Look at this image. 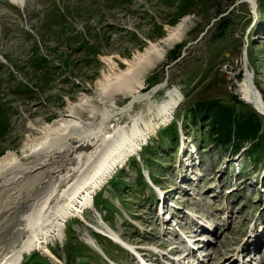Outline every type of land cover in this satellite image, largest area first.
Masks as SVG:
<instances>
[{
  "label": "rangeland",
  "instance_id": "374dc122",
  "mask_svg": "<svg viewBox=\"0 0 264 264\" xmlns=\"http://www.w3.org/2000/svg\"><path fill=\"white\" fill-rule=\"evenodd\" d=\"M9 1L0 0V156L16 152L19 165L35 159L34 154L20 153L27 136L44 134L57 115L67 113L68 106L80 97L85 95V100L91 101L99 96L96 82L107 68L103 57H112L124 67L121 59L131 58L137 50L143 51L148 41L163 37L166 26H174L185 16L190 18L182 42L167 51L164 60L147 75L142 88L144 92L162 83L165 68L169 67L165 86L152 93V98L160 100L165 87L179 90L181 98L171 120L153 132L148 131V139L115 168L110 176L114 175L113 178L95 193V198L92 196V203L96 200L98 205L87 206L80 216L66 217L61 236L46 235L42 249L46 246L52 252L38 248L39 252H24L22 247L34 237L45 240L41 229L62 204L68 185L58 183L59 187L55 185L50 191L42 222L34 225L36 228L28 221L36 205L27 211L31 216L16 222L25 202L18 204L12 213L7 199L1 196L0 264L17 253L20 259L14 264H135L131 259L134 257L116 242L129 248H132L129 243H140L144 249L157 252L153 245L164 242L165 237L161 234L163 226L157 223L155 204L160 200L158 194L165 201L161 193L169 192L170 187L173 189L167 194L168 205L164 210H169L168 214L175 211L178 217L172 220L181 223L178 229L195 246L202 245L198 247L200 252L206 251L205 242L212 239L209 250H215L214 256L218 257L215 262L229 257L231 254L226 253L230 248L242 247L247 239L257 241L256 247L264 241V231L259 232L258 227L264 226V192L260 200L259 192L255 194L258 183L264 186V112L257 107L247 87L249 80L264 104V0H24L26 9ZM187 43L190 45L184 49ZM238 86L244 92L242 97ZM115 102L119 106L125 99L117 96ZM200 104L207 107L205 116L199 113ZM143 108L136 104L134 113ZM236 117L237 121L246 118L250 123V127L248 123L240 124L242 136L235 126ZM125 120L120 119V124H125ZM168 125L174 126L176 139L164 129ZM251 126L257 131L252 139ZM112 127L107 130L112 132ZM221 128L231 137L222 143L215 142V132ZM115 134L113 131L112 135ZM252 144L260 147V157ZM191 146L192 153L196 150L197 153L187 161L179 160L180 152L189 151ZM229 152L234 155L229 157ZM250 153L254 158L249 159ZM54 159L31 161L40 163L33 166L35 169L28 176H37V172L44 171L40 170L43 166L52 167ZM227 160H233L235 174L239 167L246 178L239 175L235 181L234 176H229L232 173L221 174L227 170L222 169ZM199 161V173L205 176L201 178L198 173L200 180L193 176L191 184L186 182L187 192L174 190L183 173ZM17 176L0 194L22 184L24 176L21 172ZM41 180L40 177L30 187L26 201L37 192ZM222 215L225 231L216 234L195 231V220L206 222L208 226L204 227L208 228L210 224L215 226ZM18 223L23 225V232L16 231ZM96 228L112 229L116 234L114 242L98 235ZM179 241L175 237L168 244L182 247ZM259 249L264 254V247ZM145 253L156 264L169 263L168 257L158 258L157 253L149 257V251ZM260 264H264V259Z\"/></svg>",
  "mask_w": 264,
  "mask_h": 264
},
{
  "label": "bare ground",
  "instance_id": "6f19581e",
  "mask_svg": "<svg viewBox=\"0 0 264 264\" xmlns=\"http://www.w3.org/2000/svg\"><path fill=\"white\" fill-rule=\"evenodd\" d=\"M9 3L11 5H15L17 3L19 7H23L24 9L27 7L24 0H10ZM189 18V16H185L174 26H166V33L163 37L154 42L148 41L144 50H137L131 58L121 59L124 67L118 65L112 57H103L102 59L105 61V66H107V68L101 72V77L96 82V86L98 88L97 95L99 96L95 100L91 101L85 100V95L80 97L76 102H74V105L68 106L67 113L57 115L56 120L53 121L51 127L47 128L49 130H46L44 134L34 138L27 136L25 143L21 147L20 153L23 156H30L34 154L35 159L31 161H43L48 159L50 162L55 158L52 162V167L48 168V166H46V168L43 166L41 169L38 167L40 170L44 171L37 172V176L33 177L31 175L29 177L28 175L30 171L35 169L33 166L39 164L40 162L30 163V161L27 165H19L17 153L8 150V152H5L0 156V179L5 177V179L0 182V191L10 184L12 185L15 179H17V174H19V172H21L24 176V180L18 188L13 190L15 186L13 185L8 188L7 191L0 194V197L2 196L7 199V203L10 207H12V213L18 204L25 202V207L22 210L19 209V217L17 216L19 220H15L16 222L31 216V213L27 212L28 209L32 206H37L33 216L30 217L28 221L34 228H36L35 226H39L36 224L41 221V215L46 206L47 199L50 196V191L54 190L55 185L57 187H59V184H63L65 186L66 184L68 185V189L66 190L67 192L65 191V196L63 197L65 199L62 201V204L57 207L56 212L52 214L54 216L50 219L51 221L48 220V224H43L44 226L41 229L43 232H41V234L45 235V240L40 241L38 240L39 237L38 239L35 237L28 239L22 247V251H38L36 250V248H38L46 253L48 251V247L45 246V248L42 249L43 244H46L47 242L46 235L48 237L61 236L63 233L62 221H64L66 217L74 215L80 216L82 211L87 206H93L92 196L95 197V193L100 190L110 178H113L114 175L110 177L113 171L115 172L117 167H120L123 162L128 159V156L137 151L139 146H141L142 143L148 139L150 136L148 131L153 132L160 125H165L171 120V116L174 113L173 111L181 98V93L178 92L179 90H177L176 87H165L163 97L160 100H157L152 98V93L155 91L157 93V90L159 89L156 90L153 87L147 91L144 90L143 92L142 88L147 75L158 63L164 60L167 51L173 48L176 44L182 42L188 29ZM247 83L251 98L254 100L257 107L264 112V104L261 102L252 83H250L249 80H247ZM117 96H121L125 99V102H123L122 105L118 106L116 104L115 99ZM136 104H141L144 108L140 109L139 112L134 113V106ZM75 106L77 108H75ZM126 117L129 118V122H126ZM120 119H124L125 124H120ZM111 122L113 123L111 124ZM115 124H117V126L112 127ZM110 126L113 131H116L115 135H112L113 131L111 132V130H109V132L107 130ZM70 130H72V133L66 132H69ZM130 144L132 145L130 146ZM192 146L194 145L192 144ZM192 146L189 151L184 149L180 152L182 157H180L179 160L187 161L189 157L197 153V150L192 153ZM59 150H62L63 152L57 154L56 151L58 152ZM227 155L230 157L234 154L229 152ZM200 161L197 165L189 167L183 173V175L178 179V182L182 181L183 184L179 186V183L177 182L178 186H173L175 187L174 190H177V192L186 190L187 192L189 189L186 187V182L191 184L193 176H196L200 180L198 176L199 174L201 178L205 176L204 174L199 173L198 166ZM87 165H90V169ZM77 167L78 169H76ZM84 167H86L87 170L85 169V173L82 174L81 172ZM234 168L236 167L233 160H227L224 166H222V169L227 170L225 172H220L221 174L227 175L232 173L229 174V176H234L235 181L237 179L236 177L239 175L246 178V175L243 176L244 170L241 171V168L238 167L235 174L233 171ZM213 170L217 171V168ZM40 177L42 180L36 187L37 192L31 198L28 197V200L26 201L25 195L32 185L38 183L37 179ZM74 177H76L75 180L72 179ZM52 179H54L53 182ZM172 189L173 188L170 187V191H172ZM255 190V194L259 192L260 196L258 194L257 199L260 200L262 197L261 193L264 192V186L258 183ZM170 191H163L161 193V195L164 196L165 201L161 198L160 194H158L160 200H158L155 204V210L157 209V219L159 218L158 211L161 210L160 207H158L160 206L159 202L161 201L160 204L162 205V210H164V208L168 205L166 204V201L168 199L167 194H169ZM2 194L6 195L3 196ZM155 197H157V193ZM42 198L45 199L44 202L39 203ZM18 208H20V206ZM173 212L175 211L173 210ZM171 217L167 216V214L162 215V219L166 221ZM22 226L23 225L18 223L16 231L23 232ZM212 227L213 226L210 224V227L208 228L210 229ZM164 230H167L166 227ZM94 231L104 232L107 236L105 238L109 239L108 241L110 242L113 240V236L115 234L110 228H96ZM44 232L49 233L44 234ZM260 236H263V234ZM115 239H117L116 236ZM116 243L115 244L118 247H120V245L125 246L122 242ZM130 244L132 243H129V245ZM253 244L256 247L257 241ZM126 247L128 246L126 245ZM245 248H247V246ZM171 250H177V248H172ZM190 252L194 251L189 248V253ZM17 254V256H14L8 261L6 260L7 262L4 261V264L17 263L20 259L19 253ZM145 257H148L146 253ZM182 258L185 259V257ZM180 264H184V262ZM193 264H196L194 260Z\"/></svg>",
  "mask_w": 264,
  "mask_h": 264
},
{
  "label": "trees",
  "instance_id": "16d2710c",
  "mask_svg": "<svg viewBox=\"0 0 264 264\" xmlns=\"http://www.w3.org/2000/svg\"><path fill=\"white\" fill-rule=\"evenodd\" d=\"M238 88H239V92H240V95H241V97L242 96H244V92H243V90H242V87H239L238 86ZM243 100V99H242ZM200 107H201V109H200V111L201 112H199L200 113V115L201 116H205V110H207V107L206 106H203L202 107V105L200 104ZM244 119V120H243ZM238 120V118L236 117L235 119H234V121H235V126H238V131H239V134H240V136H242V131H241V129H240V124L241 123H248V127H250V123H249V121H248V119H246V118H241V119H239V121H237ZM238 122H239V125H238ZM164 129L165 130H168L169 132H170V137H173V138H177V134H176V132H174L175 131V129H174V126H172V125H168V126H166V128L164 127ZM163 129V130H164ZM174 129V130H173ZM250 130H252V131H250V134H254L253 136H251V139L252 138H254L255 136H256V134H257V131L255 130H253L252 129V126H251V128H250ZM172 131V132H171ZM172 133V134H171ZM215 134L217 135V137H214L213 138V140L215 141V142H223V141H225V139L227 140L229 137H231L230 135H228V133L224 130V129H219V131H217V132H215ZM257 141V140H256ZM229 142H231V140H229L227 143H229ZM227 143H225V144H227ZM258 144H260V142L258 143ZM232 146H235L234 144H233V141H232V144H231ZM253 147L256 149V150H254V152H258V157H260L261 156V150H260V147L259 146H257V145H254V144H252V149H253ZM145 148V146L143 147V149ZM251 150V149H250ZM143 151V150H142ZM250 158H254V155H252V153H250V155H249V159ZM134 159L135 158H131V160L133 161V162H135L134 161ZM132 164H134V163H132ZM95 198V197H94ZM94 200V199H93ZM94 205H98V202L96 201V200H94ZM108 240V239H107ZM49 249V248H48ZM50 251H51V249H49ZM52 252V251H51ZM26 258V257H25ZM24 258V259H25Z\"/></svg>",
  "mask_w": 264,
  "mask_h": 264
},
{
  "label": "water",
  "instance_id": "95a60500",
  "mask_svg": "<svg viewBox=\"0 0 264 264\" xmlns=\"http://www.w3.org/2000/svg\"><path fill=\"white\" fill-rule=\"evenodd\" d=\"M188 45H190V43H187V45H185L184 49H185ZM181 56H182V55H181ZM181 56H180V57H181ZM180 57L177 58V59L174 61V63H175L177 60H179ZM168 68H169V67L166 66V68H165L166 78L163 80V82H162V83H157V84H154V85H153V87H154L156 90L162 88V87L165 85V83L167 82ZM153 87H152V88H153ZM157 91H158V90H157ZM155 92H156V91H155Z\"/></svg>",
  "mask_w": 264,
  "mask_h": 264
}]
</instances>
